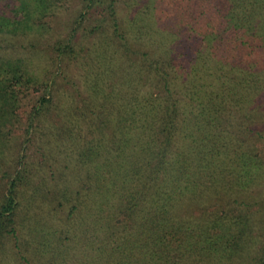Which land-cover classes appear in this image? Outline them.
<instances>
[{"label": "trees", "instance_id": "1", "mask_svg": "<svg viewBox=\"0 0 264 264\" xmlns=\"http://www.w3.org/2000/svg\"><path fill=\"white\" fill-rule=\"evenodd\" d=\"M129 1L54 40L71 97L10 54L63 0H0V264H264V0Z\"/></svg>", "mask_w": 264, "mask_h": 264}, {"label": "rangeland", "instance_id": "2", "mask_svg": "<svg viewBox=\"0 0 264 264\" xmlns=\"http://www.w3.org/2000/svg\"><path fill=\"white\" fill-rule=\"evenodd\" d=\"M80 0H63V5L60 8V10L53 12L52 14H49L46 16L43 21L45 22V25L40 29L39 31H34L30 33L29 35L32 37L31 39L35 41V44L32 47L28 46H21V42H17L16 45H14V51H12L10 54L18 55L19 57L26 58V61L32 65H36L37 68H40V66H43L46 69V72L49 76V81L53 83V93L55 91V88L58 90H62L68 93L69 96L72 97L74 94V83L75 81V75L77 73V70L73 68V66L65 65V63H60L56 65H50L49 57L51 53L53 52L52 46L53 42L56 38H66L67 34L72 33V35H75L76 44L74 47L78 46L80 43L83 46H86V40L84 39V32L86 31V22L84 21L81 25L77 27L76 21L73 20L74 15H72L74 12H76L80 8ZM127 2H130L129 0H116V16H123V14L127 11L126 5ZM91 16H94L93 13ZM90 20H93V17L89 18ZM71 29L73 31L71 32ZM26 43V42H25ZM55 54H57L55 52ZM4 56V55H3ZM25 62V61H23ZM29 63H26L27 65ZM29 66V65H28ZM32 68V67H30ZM121 70V67H119ZM74 76V77H73ZM73 77V79L70 81V79ZM76 86L79 89V83L76 82ZM42 92V91H38ZM52 93V94H53ZM53 97V96H52ZM76 104L78 105L77 96H76ZM23 103V100H22ZM32 103V100L29 102H24L21 106L22 110L28 111L30 104ZM22 139V138H21ZM19 142L21 144H19ZM19 142L15 144V148L19 151V153H23L25 151V158H31L34 157H41L42 150L37 151V149L43 148V144H39L35 142L34 140H30L27 138V142ZM16 151V150H15ZM49 167V165L47 166ZM62 215V211L59 213V216ZM7 262V259L4 261Z\"/></svg>", "mask_w": 264, "mask_h": 264}]
</instances>
